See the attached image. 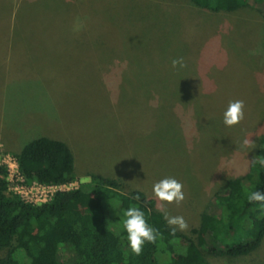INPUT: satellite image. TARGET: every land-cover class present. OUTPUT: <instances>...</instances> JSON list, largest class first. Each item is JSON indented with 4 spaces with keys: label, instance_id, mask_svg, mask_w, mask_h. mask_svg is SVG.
<instances>
[{
    "label": "rangeland",
    "instance_id": "rangeland-1",
    "mask_svg": "<svg viewBox=\"0 0 264 264\" xmlns=\"http://www.w3.org/2000/svg\"><path fill=\"white\" fill-rule=\"evenodd\" d=\"M263 15L253 1L215 14L188 0H0V164L54 138L74 158L63 189L113 178L182 216L181 232L218 215L213 194L246 171L264 130ZM233 100L244 119L226 126ZM166 176L183 185L179 204L152 191ZM206 260L264 264V238L248 256Z\"/></svg>",
    "mask_w": 264,
    "mask_h": 264
},
{
    "label": "trees",
    "instance_id": "trees-1",
    "mask_svg": "<svg viewBox=\"0 0 264 264\" xmlns=\"http://www.w3.org/2000/svg\"><path fill=\"white\" fill-rule=\"evenodd\" d=\"M188 1L215 14L238 11L251 1L264 5V0ZM13 158L26 182L65 185L75 180L72 152L61 140L39 136ZM262 159L264 130L246 171L226 180L213 194L219 214L202 213L196 226L175 233L154 199L136 189L123 192L113 178L91 174L77 188L57 191L48 202L30 205L8 194L7 170L1 166L0 252L5 254L0 264H210L206 256H248L264 238V202L247 198L250 190L264 191ZM130 206L140 207L148 223L159 230L156 242L145 243L140 255L128 247L123 230V211Z\"/></svg>",
    "mask_w": 264,
    "mask_h": 264
},
{
    "label": "clouds",
    "instance_id": "clouds-1",
    "mask_svg": "<svg viewBox=\"0 0 264 264\" xmlns=\"http://www.w3.org/2000/svg\"><path fill=\"white\" fill-rule=\"evenodd\" d=\"M183 67V58L173 59L172 66ZM244 101L233 100L229 101L226 109L223 112V123L226 126H233L238 124L244 119ZM244 146L249 145V140L243 141ZM255 162V161H254ZM259 163L264 165V159ZM183 185L177 179L171 176H166L159 179L152 186V191L160 201H166L168 203L175 202L179 204L184 200V192L182 191ZM247 198L250 202H264V191L250 190L247 194ZM135 199V197H133ZM123 230L126 232V239L128 247L131 251L140 255L145 243H155L159 230L151 226L145 216V212L137 206H130L123 211ZM164 219L170 226L173 233L177 230H186L188 224L182 216H171L167 212L164 213Z\"/></svg>",
    "mask_w": 264,
    "mask_h": 264
},
{
    "label": "built area",
    "instance_id": "built-area-1",
    "mask_svg": "<svg viewBox=\"0 0 264 264\" xmlns=\"http://www.w3.org/2000/svg\"><path fill=\"white\" fill-rule=\"evenodd\" d=\"M13 159V160H12ZM11 159L10 163H2L7 170V192L19 197L23 202L30 205H40L48 202L52 195L57 191L70 190L63 189L69 184L65 185H47L39 184L37 182H26L19 174L16 160Z\"/></svg>",
    "mask_w": 264,
    "mask_h": 264
},
{
    "label": "crops",
    "instance_id": "crops-1",
    "mask_svg": "<svg viewBox=\"0 0 264 264\" xmlns=\"http://www.w3.org/2000/svg\"><path fill=\"white\" fill-rule=\"evenodd\" d=\"M54 44V43H53Z\"/></svg>",
    "mask_w": 264,
    "mask_h": 264
}]
</instances>
